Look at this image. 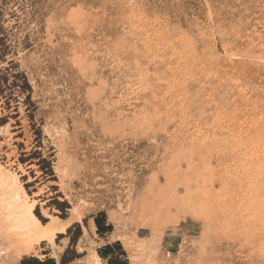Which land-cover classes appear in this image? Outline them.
Wrapping results in <instances>:
<instances>
[{"label":"rangeland","instance_id":"374dc122","mask_svg":"<svg viewBox=\"0 0 264 264\" xmlns=\"http://www.w3.org/2000/svg\"><path fill=\"white\" fill-rule=\"evenodd\" d=\"M0 164L17 264H264V0H0Z\"/></svg>","mask_w":264,"mask_h":264},{"label":"bare ground","instance_id":"6f19581e","mask_svg":"<svg viewBox=\"0 0 264 264\" xmlns=\"http://www.w3.org/2000/svg\"><path fill=\"white\" fill-rule=\"evenodd\" d=\"M23 186L16 173L0 164V264H17L22 256L33 253L43 242L53 248L55 238L61 232L53 223L43 224L33 213L36 202L29 201ZM72 213L75 214L72 219L79 223L82 217L78 210ZM86 234L84 230L83 236ZM53 258L59 259L56 254ZM92 264H101L96 252Z\"/></svg>","mask_w":264,"mask_h":264},{"label":"trees","instance_id":"16d2710c","mask_svg":"<svg viewBox=\"0 0 264 264\" xmlns=\"http://www.w3.org/2000/svg\"><path fill=\"white\" fill-rule=\"evenodd\" d=\"M55 204L57 205V207H63L58 202H55ZM33 213H34V211H33ZM40 221H41V219H40ZM94 223L96 226V230L98 231V233L100 235H102V233L104 234V233H109L112 231L111 225L105 224V216L103 213H101L98 217H96L94 219ZM115 246L118 247V250L120 252L117 256H114V253H113L114 247L112 245H106L102 248L101 251L98 252L99 253L98 257L101 260L106 259L107 260L106 264H127V262L125 260L124 252L122 251L121 247H119V245L117 243L115 244ZM19 264H52V262L51 263H41L35 259L34 260L22 259Z\"/></svg>","mask_w":264,"mask_h":264}]
</instances>
